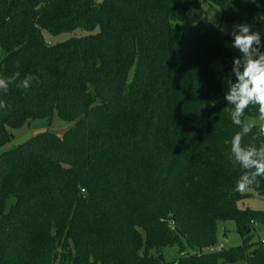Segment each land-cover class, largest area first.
<instances>
[{
    "label": "trees",
    "instance_id": "16d2710c",
    "mask_svg": "<svg viewBox=\"0 0 264 264\" xmlns=\"http://www.w3.org/2000/svg\"><path fill=\"white\" fill-rule=\"evenodd\" d=\"M207 3L264 29V0H0V79L38 77L0 90V264H264L263 239L250 240L264 210L240 205L264 200V178L236 191L241 129L212 64L235 82L238 56ZM76 29L55 44L43 34ZM54 113L75 125L3 150L13 129ZM258 115L249 106L242 120ZM257 132L242 145L264 144ZM227 219L243 245L204 254Z\"/></svg>",
    "mask_w": 264,
    "mask_h": 264
},
{
    "label": "clouds",
    "instance_id": "9594fccd",
    "mask_svg": "<svg viewBox=\"0 0 264 264\" xmlns=\"http://www.w3.org/2000/svg\"><path fill=\"white\" fill-rule=\"evenodd\" d=\"M238 31L232 32V46L239 50L241 57L233 60L232 75L227 78L228 92L225 94L227 106L225 111L230 113L233 124L240 127L231 140V153L235 161L245 170L236 183V191L243 192L258 178H264V144L244 147L242 138L258 128L257 135L264 137V52L260 51L261 37L258 32H251L248 25L235 26ZM20 73H14L10 78L0 79V90L7 91L11 84L18 89L28 90L38 77L26 74L20 79ZM228 106H231L230 108ZM249 106L258 107L259 123L242 120ZM7 104L0 101V109H6Z\"/></svg>",
    "mask_w": 264,
    "mask_h": 264
},
{
    "label": "rangeland",
    "instance_id": "374dc122",
    "mask_svg": "<svg viewBox=\"0 0 264 264\" xmlns=\"http://www.w3.org/2000/svg\"><path fill=\"white\" fill-rule=\"evenodd\" d=\"M204 9L206 11L207 21L213 25L219 26L224 34L231 37V39L227 41V45L235 52V54L238 57H241L242 54L239 52L238 49L232 46L233 44L232 32L234 30L238 31V29H236L235 26L242 25V24L250 26V31L258 32L260 34L261 41H264V29L259 27L258 25L253 24V23L240 24L239 22H236V21L224 22L222 21L221 10L216 4H209V3L204 4ZM85 33L86 32L82 29H76L75 31H72V32L61 33L59 35L54 36L48 31H43L44 37L49 44H55L57 42L64 41L70 37L82 36ZM224 63L225 61L223 59L217 58L213 60L212 64L214 68L221 71L223 74L222 75V90H223V93L226 94L229 90L228 84H227V78L231 76L227 72L224 71L223 69ZM133 73H134V68H132L130 72V77H133ZM231 79L233 80L232 77ZM245 122H255L258 124L259 123L258 116H246ZM74 125H75V121L62 120L58 117L57 113H54L51 120H47V119L34 120L28 124L23 125L20 128L13 129L12 130L13 137L10 140V142L6 144L3 150L8 149L13 145H17L25 141L29 137L33 135L34 136L37 135L40 132H51V133L61 135L63 132L67 131ZM240 205L242 206L245 205V207H249L255 210H264V200L260 198L247 199L244 201V203L241 202ZM217 230H218L217 245L213 249L204 250L203 251L204 254L216 253L221 250H229L231 248L240 247L243 245L244 236L240 232L236 222L233 219L218 221ZM261 239H264V225H259V227L256 228V231L252 230L250 232L251 243H260L259 241ZM262 248L264 251V244H262ZM164 251H165V257L169 261H176V258L180 256L179 250L176 246L168 247ZM194 253L195 251H191V250L182 251V255L183 254L190 255ZM220 264H248V263L245 259H242V260H239L233 263L220 262Z\"/></svg>",
    "mask_w": 264,
    "mask_h": 264
},
{
    "label": "water",
    "instance_id": "95a60500",
    "mask_svg": "<svg viewBox=\"0 0 264 264\" xmlns=\"http://www.w3.org/2000/svg\"><path fill=\"white\" fill-rule=\"evenodd\" d=\"M250 231V228L248 227L247 233Z\"/></svg>",
    "mask_w": 264,
    "mask_h": 264
},
{
    "label": "built area",
    "instance_id": "2783aa9c",
    "mask_svg": "<svg viewBox=\"0 0 264 264\" xmlns=\"http://www.w3.org/2000/svg\"><path fill=\"white\" fill-rule=\"evenodd\" d=\"M254 224V223H253ZM262 242H264V239H263V241Z\"/></svg>",
    "mask_w": 264,
    "mask_h": 264
}]
</instances>
